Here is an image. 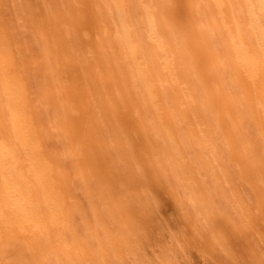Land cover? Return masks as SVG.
<instances>
[{
	"label": "bare ground",
	"instance_id": "obj_1",
	"mask_svg": "<svg viewBox=\"0 0 264 264\" xmlns=\"http://www.w3.org/2000/svg\"><path fill=\"white\" fill-rule=\"evenodd\" d=\"M193 251L264 264V0H0V264Z\"/></svg>",
	"mask_w": 264,
	"mask_h": 264
},
{
	"label": "rangeland",
	"instance_id": "obj_2",
	"mask_svg": "<svg viewBox=\"0 0 264 264\" xmlns=\"http://www.w3.org/2000/svg\"><path fill=\"white\" fill-rule=\"evenodd\" d=\"M155 231H153V237H154V233ZM172 231H167V232H160V234L162 235L163 234V238L164 239H167L168 240V244H170V238L172 237L171 235H172ZM156 235V234H155ZM155 240L156 239H154L153 241L155 242ZM158 245H159V243H157ZM161 246V245H160ZM158 248H160V247H158ZM152 253H155V252H152ZM157 253V252H156ZM181 257V256H180ZM181 259H183L182 257H181ZM198 253L196 252V251H193V254H191V257L190 258H188V260L185 262L184 260H183V263L184 264H191V260H193V261H198Z\"/></svg>",
	"mask_w": 264,
	"mask_h": 264
}]
</instances>
